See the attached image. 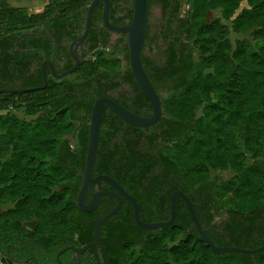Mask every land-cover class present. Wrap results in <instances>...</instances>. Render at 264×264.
I'll list each match as a JSON object with an SVG mask.
<instances>
[{
  "label": "trees",
  "instance_id": "obj_1",
  "mask_svg": "<svg viewBox=\"0 0 264 264\" xmlns=\"http://www.w3.org/2000/svg\"><path fill=\"white\" fill-rule=\"evenodd\" d=\"M159 2L164 17L172 0ZM240 2L190 0L184 15L181 1L174 0L170 33H164L159 43L147 31V44L157 51L155 55L143 51V63L162 96L164 112L144 130L130 124L132 132L121 135L115 122H125L105 111L101 122L109 129L99 137L94 171L118 180L135 197L147 222L168 219L171 194L182 189L217 245L253 248L264 243V0H248L249 7L235 14ZM89 3L58 0L51 2V9L28 13L0 0V72L10 71L13 32L35 26L41 30L45 24L49 33L60 32L72 40L82 32L85 17L81 26L71 25L70 12ZM129 5L124 16L128 22L133 0ZM58 8L63 13L57 14ZM215 8H220V16L208 20L207 10ZM231 30L250 31L252 38L238 39L233 47ZM34 40L37 45L41 42L38 37ZM87 41L91 51L82 55L81 66L72 74L60 79L49 75L44 89L0 93V111L18 96L25 112L35 117L25 121L0 112V144L13 151L0 160V245L18 259L33 255L39 264H59L56 253L69 244L81 246L93 240L95 222L116 203L104 196L96 209L84 211L77 204V193L94 100L117 86L114 78L121 59L116 49L127 58L128 46L121 38L119 46L104 56L100 51L105 42V47L95 49L100 45L95 28ZM18 70L22 74L25 69ZM39 78L15 87L40 85ZM130 80L143 95V114L149 115L147 95ZM199 97L205 101L204 111L195 117L193 105ZM72 129L74 137L68 138ZM187 155L193 159L190 166H186ZM210 168H232L235 174L225 181L219 174L211 175ZM11 201L15 207L2 211L1 206ZM223 211L225 218L215 220ZM99 237L105 264L252 263L249 253L213 252L181 198L175 222L153 230L141 227L132 205L124 201L99 227ZM15 238L24 243L17 255L11 249ZM254 255L257 264H264V251Z\"/></svg>",
  "mask_w": 264,
  "mask_h": 264
},
{
  "label": "water",
  "instance_id": "obj_2",
  "mask_svg": "<svg viewBox=\"0 0 264 264\" xmlns=\"http://www.w3.org/2000/svg\"><path fill=\"white\" fill-rule=\"evenodd\" d=\"M100 1H102L104 4L102 12V21L105 27L115 33H119L126 36L129 50V66L132 71L135 82L147 95L150 101L151 113L149 115L137 113L129 109L125 105L121 104L117 100L108 96H101L95 98L90 113L88 144L84 168L82 172V181L77 193V204L84 211H93L97 208L102 196L104 195L115 196L118 201L114 207H112L95 222L93 228L94 238L92 241L81 246L67 245L61 248L56 255L57 261L60 264H64L60 258V255L67 250H72L77 262L79 264H85L82 259L83 253L89 247L98 246L100 244L99 227L107 219H109L111 216H113L116 212L119 211L123 199H126L132 204L136 222L145 229L153 230L170 226L175 222L177 218V200L178 198H181L188 208L194 226L198 230L204 242L211 246L213 252H240L255 254L264 251V244L253 248L236 245H217L213 241V239L208 235L206 229L202 225L193 200L182 189L174 190L171 194L170 215L168 219L147 222L141 217L140 207L135 197L125 187H123L118 180H116L113 176L109 174H99L97 176H93V170L98 152L99 135L102 123L101 121L105 110H110L124 122L139 127L151 126L159 120V118L164 112L162 96L154 86L151 78L149 77V74L144 66L142 58L143 48L146 42L148 31V18L150 10L149 0H133L132 18L130 22L123 25H116L110 21V0H91L90 4L87 5V16L83 30L80 35L69 45V53L72 59V65L63 71L58 72L53 62H44L42 65V84L28 87H0V93H25L46 88L49 82L46 65L47 63L50 66L51 75L55 78H62L68 76L75 70H77L81 65V58L78 54V48L82 43L85 42L86 38L89 35L93 22V14L97 4ZM100 181H104L110 184L113 187V190H101L99 188ZM90 186L92 187V197L89 201H87V195ZM98 255L100 257L101 262L105 263V259L103 257L101 249H98ZM28 259L29 257L24 259L15 258L9 252H6L0 247V264H27Z\"/></svg>",
  "mask_w": 264,
  "mask_h": 264
},
{
  "label": "flooded vegetation",
  "instance_id": "obj_3",
  "mask_svg": "<svg viewBox=\"0 0 264 264\" xmlns=\"http://www.w3.org/2000/svg\"><path fill=\"white\" fill-rule=\"evenodd\" d=\"M51 2L49 1L44 5V9H51ZM91 2V0H90ZM159 2V0H158ZM153 3V2H152ZM152 3L150 5V10H149V18H148V31H150V19L152 15ZM160 3V2H159ZM90 4V3H89ZM88 4V5H89ZM161 4V3H160ZM174 4V0H172L171 6ZM103 2L100 1L94 11L93 14V19L96 16L95 19V25L91 27V30L89 32L88 37L90 36L92 30L95 28L96 32L98 33V37L100 39V45H98L95 49H98L100 47H105L109 50V47H116L119 46V41L121 38H123V43H127V39L125 35L115 33L109 29H107L102 21V12H103ZM170 6V8H171ZM23 7V6H21ZM130 7L129 5V0H110V11H109V19L112 23L116 25H123L128 23V18L124 17L127 9ZM170 8L167 11V14L163 17V14L161 13V30L160 32L156 35L151 36L155 39L156 38L159 43L162 42L164 33L169 34L170 31L167 29L170 27L169 20L172 19V17L169 15ZM161 9L163 11V6L161 4ZM55 11V8H54ZM57 14L63 13V10L61 8L56 9ZM71 17L68 18V22L72 23L71 25L76 24L75 22H78L80 26L82 25L81 23V18L82 16L85 17L83 27L86 21V16H87V5L83 7H78L75 8L74 11L70 12ZM98 14H101V16H98ZM49 23V21H46ZM46 23V25H47ZM93 24V22H92ZM71 25L68 27L70 28ZM80 26H77L76 29H80ZM52 28H55V26H52ZM48 27H45V24L42 26L41 30H39L38 26L32 27L31 29L28 30H22L21 32L15 31L13 34H11L9 38V42L13 45L12 49H9L11 53V62L9 64V72L2 74L0 72V86L1 87H15V86H21L26 84L27 82L32 81H39L40 78L42 77V65L44 62H53L56 70L58 72L63 71V69H67L72 65V59L69 53V45L70 43L75 40L76 38L72 39L70 38L69 35H62L60 32H54V33H49ZM176 29V27H174ZM34 37H38L41 39V42L37 45L34 40ZM88 37L86 38L85 42L82 43L79 48H78V54L81 58V64H82V55L83 54H88L91 51L89 48V42L87 41ZM52 43V48L51 50H48V47L50 49L49 43ZM105 42V46L103 45ZM154 45V43H152ZM151 45V46H152ZM128 46V44H127ZM150 46V47H151ZM47 47V49L45 48ZM59 47V48H58ZM149 48V45L147 44V39L143 48V51H147ZM51 51V52H50ZM112 51V50H110ZM116 54L117 56L121 59V68L119 72V77L114 78V80L117 82V86L113 88L112 91H108V97H111L121 104L125 105L129 109L143 114L145 112L144 109H141L142 103L144 101L143 95L141 92L137 89V87L131 82L130 78H133L132 71L129 66V50H128V57L124 56L118 49H116ZM3 59H9L7 56L3 57ZM47 73L48 77L51 75L50 72V66L47 63ZM69 65V66H67ZM81 66V65H80ZM67 67V68H65ZM25 69L23 70L22 74L18 69ZM27 70V71H26ZM72 74V73H71ZM52 76V75H51ZM55 78V77H54ZM60 79V78H58ZM29 80V81H27ZM43 81V77H42ZM135 81V80H134ZM142 90V89H141ZM100 97V96H97ZM109 115L114 114L110 110H105ZM115 115V114H114ZM117 126L118 131L120 132L121 135H128L130 132H132V128L130 127V124L125 122V123H120V122H115ZM107 124L101 123V128H100V135H106V130L109 128L106 127ZM153 125V124H152ZM103 127V130H102ZM119 127V128H118ZM143 130L145 127H141ZM99 174H106V173H99L95 172L93 170V176H97ZM82 181V178H81ZM81 184V182H80ZM80 187V186H79ZM99 188L101 190H113V187L104 182L100 181L99 182ZM104 196H109L112 197L116 200L117 203V198L115 196H110V195H104ZM101 200L103 199V197ZM92 197V187L90 186L88 195H87V201H89ZM100 200V202H101ZM124 201H127L126 199H123L122 205ZM129 202V201H127ZM184 202V201H183ZM115 203V205H116ZM130 203V202H129ZM100 204V203H99ZM131 204V203H130ZM114 205V206H115ZM121 205V207H122ZM132 205V204H131ZM113 206V207H114ZM98 207V206H97ZM133 207V206H132ZM187 207V206H186ZM188 209V208H187ZM134 212V211H133ZM217 220V217L215 218ZM214 220V221H215ZM213 221V222H214ZM94 238V237H93ZM15 244L12 246V250L15 251V254H18V248L24 247V243H22L18 238H15L12 240ZM92 241V240H91ZM90 242V241H89ZM28 244V241L26 240L25 242ZM88 243V242H87ZM264 244V243H263ZM73 245V244H69ZM84 245V244H83ZM1 249L3 247L0 245ZM98 249H101V243L98 246H91L88 249L85 250V252L82 255V259L85 262V264H105L102 263L100 260V257L98 255ZM57 255V253H56ZM252 263L251 264H257L258 261L255 257L254 254H252ZM27 264H31L32 260H35L36 264H39V261L37 260L36 256L33 255H28L26 258H28ZM35 257V258H34ZM61 260L63 261L64 264H79L76 260V257L73 253L72 250H67L64 253L60 255ZM99 258V259H98ZM46 264V263H45ZM60 264V263H59Z\"/></svg>",
  "mask_w": 264,
  "mask_h": 264
},
{
  "label": "rangeland",
  "instance_id": "obj_4",
  "mask_svg": "<svg viewBox=\"0 0 264 264\" xmlns=\"http://www.w3.org/2000/svg\"><path fill=\"white\" fill-rule=\"evenodd\" d=\"M8 1L14 6H23L24 8H26L28 13H33V12H39L40 10H42L44 8V5L47 2L58 1V0H8ZM180 1L184 7H186L187 4L190 5V0H180ZM244 6L249 7L248 0H241L240 5H239L238 9L236 10L235 14L239 13L243 8H245ZM161 13H162L161 4L158 2V0H153L152 15H151V19H150V32L153 36H156L161 30V23H162ZM206 14H207V19L212 20V19L220 16L221 11H220V8L209 9V10H207ZM227 24H229L231 26V23L229 21H227ZM156 38H158V37H156ZM229 38H230L232 45L234 47L236 45V41L238 39H251L252 37H251L250 31L245 32V33H241V32L237 33V32H234L231 30ZM112 49H113V47L110 46L109 50L107 48H104L100 52H102L104 56H108L110 50H112ZM156 51H157V49L155 47H153V48H148L146 53L151 54V55H155ZM109 68H111V67H109ZM119 72L120 71L115 73V78L119 77ZM201 97L196 99L194 102V105H193L195 117H199L200 115L203 114V111H204L205 101ZM14 100L15 101L13 102V104L8 106V108L6 110L0 111V112H2V113H6V112L14 113L21 120L32 121L35 117L32 115H29L25 112L24 107L21 105L23 100L21 98H19L18 96H16ZM1 132L3 133V131H1ZM74 133H75V130L72 129V131L67 134V137L73 138ZM12 153H13L12 150L4 148L2 146V144H0V160H4L5 158H8L9 156H11ZM247 158L249 160L250 157H247ZM192 160L193 159H190L189 156L187 155L186 166H190ZM209 172L211 175L219 174L221 179H223L225 181L229 180L235 174V171L232 168H226V169H213V168L211 169L210 168ZM193 179H195V177ZM228 202H229L228 197H226L225 203L227 204ZM15 205H16V203L14 201H11L9 203L3 204L1 206V210L4 211L5 209L13 208V207H15ZM225 216H226V213H225V211H223L222 213H220L217 216V220L221 221L225 218Z\"/></svg>",
  "mask_w": 264,
  "mask_h": 264
},
{
  "label": "built area",
  "instance_id": "obj_5",
  "mask_svg": "<svg viewBox=\"0 0 264 264\" xmlns=\"http://www.w3.org/2000/svg\"><path fill=\"white\" fill-rule=\"evenodd\" d=\"M188 8H189V4L186 5V7H184L182 5V14L186 15L187 11H188Z\"/></svg>",
  "mask_w": 264,
  "mask_h": 264
},
{
  "label": "crops",
  "instance_id": "obj_6",
  "mask_svg": "<svg viewBox=\"0 0 264 264\" xmlns=\"http://www.w3.org/2000/svg\"><path fill=\"white\" fill-rule=\"evenodd\" d=\"M245 7V6H244ZM40 11H42V10H40Z\"/></svg>",
  "mask_w": 264,
  "mask_h": 264
}]
</instances>
